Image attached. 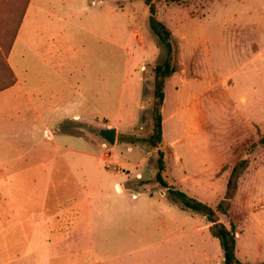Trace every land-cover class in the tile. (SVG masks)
I'll return each mask as SVG.
<instances>
[{
  "label": "rangeland",
  "instance_id": "obj_1",
  "mask_svg": "<svg viewBox=\"0 0 264 264\" xmlns=\"http://www.w3.org/2000/svg\"><path fill=\"white\" fill-rule=\"evenodd\" d=\"M154 3L178 53L157 149L146 140L153 70L166 54L149 29L144 0H0V93L8 51L31 4L17 55L24 39L45 45L47 56L56 53L57 62L47 64L60 66L61 79L44 69L45 86H73L78 112L94 121L62 128L93 140L79 142L75 169L61 187L27 192L32 218L23 226L32 247L41 228L47 264H223L206 218L182 210L157 182L159 153L168 188L213 209L233 167L247 162L230 211L218 220L235 224L242 264L264 262V147L255 146L264 135V0ZM106 129L117 132L113 146L101 136ZM30 134L41 136L34 128Z\"/></svg>",
  "mask_w": 264,
  "mask_h": 264
},
{
  "label": "crops",
  "instance_id": "obj_2",
  "mask_svg": "<svg viewBox=\"0 0 264 264\" xmlns=\"http://www.w3.org/2000/svg\"><path fill=\"white\" fill-rule=\"evenodd\" d=\"M27 15L7 57L15 83L0 93V97L6 99V102L0 103V111H4L1 114L3 118H0V212L6 208L8 213L6 216L0 215V264H47V249L44 242L41 243V228L35 234L37 244L32 247V236L23 226L25 218H32L31 200L27 192L54 191L61 187L59 184H62L63 176L75 169L74 158L80 153L76 149L79 142L93 140L81 139L62 130L63 127L93 125L94 121L78 112V103L71 96L73 86L67 85L64 91L58 85L59 81L53 87L45 86L44 69L61 79L60 66L49 68L47 64L56 63L57 54L47 56L45 45L32 44L24 39L22 54L17 55L18 37L24 30ZM36 36L40 38V33L36 32ZM35 73L37 79L32 80ZM170 79L166 88H169ZM41 85L46 88L39 87ZM64 92H68L69 97L64 99ZM164 120L163 117V125ZM31 128L37 129L41 136H31ZM69 188H66L67 191ZM68 192L72 194V189ZM38 213L45 216L42 211ZM20 237L25 242L16 246L15 239ZM238 252L236 245L239 260Z\"/></svg>",
  "mask_w": 264,
  "mask_h": 264
},
{
  "label": "trees",
  "instance_id": "obj_3",
  "mask_svg": "<svg viewBox=\"0 0 264 264\" xmlns=\"http://www.w3.org/2000/svg\"><path fill=\"white\" fill-rule=\"evenodd\" d=\"M169 4H179L182 0H166ZM144 4L148 8L149 19L148 25L153 36L165 48V59L154 67V81H153V108H152V134L146 140L147 144L152 149H157L163 142V115L162 108L165 100V90L168 80L178 73L177 63V45L172 31L167 28L157 17V8L154 5V0H144ZM23 18V16H22ZM20 19V23L21 20ZM10 51V49H9ZM8 51V53H9ZM6 80L7 84L3 90H6L15 83L14 75L10 70L7 63H5ZM3 78H5L2 75ZM2 88V87H1ZM1 90V91H3ZM255 146L264 147V135L260 137ZM163 154L159 153L158 159V172L156 180L163 189L168 191L172 201L179 205L182 210L194 214L202 215L210 224L209 233L212 238L216 239L219 243L220 249L223 254V264H242L236 256V231L235 224L230 223L229 228L220 223L218 214L228 215L230 211V202L234 198L237 188L238 180L247 169V162L242 161L233 167L229 177L224 200L221 201L215 209L212 207L189 197L185 193L169 189L166 182L162 178L164 171ZM259 264H264L259 263Z\"/></svg>",
  "mask_w": 264,
  "mask_h": 264
},
{
  "label": "water",
  "instance_id": "obj_4",
  "mask_svg": "<svg viewBox=\"0 0 264 264\" xmlns=\"http://www.w3.org/2000/svg\"><path fill=\"white\" fill-rule=\"evenodd\" d=\"M116 130L115 129H106L101 131V136L105 139V141L113 146L116 143Z\"/></svg>",
  "mask_w": 264,
  "mask_h": 264
}]
</instances>
